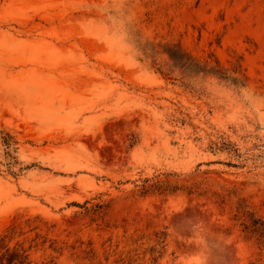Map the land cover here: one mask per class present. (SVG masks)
I'll return each instance as SVG.
<instances>
[{"label":"rangeland","instance_id":"1","mask_svg":"<svg viewBox=\"0 0 264 264\" xmlns=\"http://www.w3.org/2000/svg\"><path fill=\"white\" fill-rule=\"evenodd\" d=\"M2 132L27 168L0 165V233L34 259L264 264L236 218H264V0H0Z\"/></svg>","mask_w":264,"mask_h":264},{"label":"trees","instance_id":"2","mask_svg":"<svg viewBox=\"0 0 264 264\" xmlns=\"http://www.w3.org/2000/svg\"><path fill=\"white\" fill-rule=\"evenodd\" d=\"M144 51L153 56L159 53L167 55V63L174 68H180L183 72L214 74L233 83L240 81L238 76L231 74L228 69L219 64L212 65L209 62H201L179 42H151L144 46ZM161 67L159 66L158 69L164 73ZM17 143L18 141L10 132L0 134V144L4 146V157L0 159V165H4L6 170L14 175L20 174L27 168L21 165L18 155L15 153ZM156 185L158 184H143V192ZM237 215L236 218L241 219L244 230L264 238V218L258 216L244 199H241L240 205L237 206ZM18 228L19 225L13 223L0 233V264H48L47 261L36 260L32 257L31 249L34 246L32 243L27 245L26 240L16 239Z\"/></svg>","mask_w":264,"mask_h":264}]
</instances>
